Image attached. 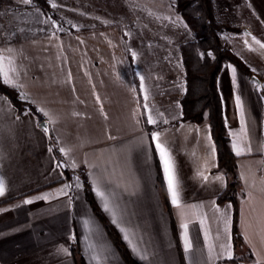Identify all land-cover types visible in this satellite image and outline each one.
Returning a JSON list of instances; mask_svg holds the SVG:
<instances>
[{
    "label": "crops",
    "instance_id": "1",
    "mask_svg": "<svg viewBox=\"0 0 264 264\" xmlns=\"http://www.w3.org/2000/svg\"><path fill=\"white\" fill-rule=\"evenodd\" d=\"M220 3L224 14L230 5L255 10L264 34V0ZM1 4L10 12L34 7L32 0ZM5 16L3 77L37 106L51 137L34 112H20L0 92V264H78L74 246L87 264H128L88 191L140 264H264V57L254 63L223 35L262 80L231 62L219 75L230 143L247 189L238 215L243 239L234 245V206L218 200L226 176L217 169L210 126L180 120L179 44L185 39L177 30L126 32L118 19L63 35L54 30L4 38ZM9 16L18 30L28 28L22 16ZM240 26L251 33L247 22ZM157 144L170 162L178 205Z\"/></svg>",
    "mask_w": 264,
    "mask_h": 264
},
{
    "label": "trees",
    "instance_id": "2",
    "mask_svg": "<svg viewBox=\"0 0 264 264\" xmlns=\"http://www.w3.org/2000/svg\"><path fill=\"white\" fill-rule=\"evenodd\" d=\"M32 4L44 11L51 10L50 0H32ZM173 7L191 34L190 39L179 44L181 62L184 68V91L180 99V120H190L196 123L208 122L210 126V132L217 150V169L224 172L226 176V185L218 196V200L230 201L234 206L233 241L234 245H238L243 239L238 225L239 203L246 196L247 189L240 178L237 155L230 143L219 87V75L226 62L233 63L248 76L253 74V70L240 54L224 44V31L238 30L239 28L226 25L219 19L215 0H174ZM81 29L83 27L60 29L58 33L63 35ZM129 60L133 67L131 54ZM0 92L8 96L20 112L29 109L38 116L40 121L45 119L37 106L18 87L9 85L5 81L1 69ZM67 170L65 167V171ZM158 185L164 202L169 206L161 170L158 172ZM87 195L127 263L140 264L131 255L118 230L109 223L91 191H88ZM73 251L78 264H87L76 246L73 247Z\"/></svg>",
    "mask_w": 264,
    "mask_h": 264
},
{
    "label": "rangeland",
    "instance_id": "3",
    "mask_svg": "<svg viewBox=\"0 0 264 264\" xmlns=\"http://www.w3.org/2000/svg\"><path fill=\"white\" fill-rule=\"evenodd\" d=\"M221 1V0H220ZM220 1L217 9L222 7ZM0 15H6L8 28L3 32L4 38L16 37L20 33H44L60 29L80 28L86 25L109 23L120 19L124 31L146 29H175L178 38L187 40L191 38L186 25L174 11V0H50L51 10L44 11L38 6H18V10L10 12L5 10L7 5L1 4ZM14 9V7H12ZM225 14L219 9L222 18H227L229 25L238 27L237 30H225L223 35L229 45L250 54L254 63L264 57V34L260 33L262 16L256 17L255 10H248L245 5H230L225 7ZM22 16V23L27 29L15 28L9 15ZM119 21V20H118ZM247 22L251 33L241 27ZM141 40L144 37H137ZM136 38V39H137ZM130 43V39L126 38ZM264 92V91H263Z\"/></svg>",
    "mask_w": 264,
    "mask_h": 264
},
{
    "label": "snow or ice",
    "instance_id": "4",
    "mask_svg": "<svg viewBox=\"0 0 264 264\" xmlns=\"http://www.w3.org/2000/svg\"><path fill=\"white\" fill-rule=\"evenodd\" d=\"M262 46H264V45H262ZM149 122H152V121L150 120ZM157 147L160 148L161 156L164 159L165 172H166L167 178H168V187H169V191L171 193L172 203L178 205V193L176 191V187H175V183H174V177L172 174L170 162L167 159V155H166L163 147H161L159 144H157ZM3 191H4V185H3V182L0 181V194H3ZM187 247H190V244L187 242V238H186V248Z\"/></svg>",
    "mask_w": 264,
    "mask_h": 264
},
{
    "label": "water",
    "instance_id": "5",
    "mask_svg": "<svg viewBox=\"0 0 264 264\" xmlns=\"http://www.w3.org/2000/svg\"><path fill=\"white\" fill-rule=\"evenodd\" d=\"M251 77L256 80L258 83L262 84V80L255 74H252ZM40 126L47 132L48 136L51 137V129L50 124L47 119H43L40 121Z\"/></svg>",
    "mask_w": 264,
    "mask_h": 264
}]
</instances>
